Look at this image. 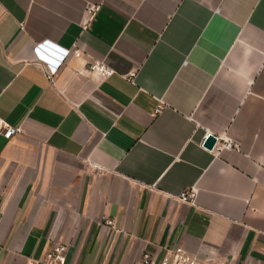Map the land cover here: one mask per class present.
Returning a JSON list of instances; mask_svg holds the SVG:
<instances>
[{"label": "crops", "instance_id": "0c3cea01", "mask_svg": "<svg viewBox=\"0 0 264 264\" xmlns=\"http://www.w3.org/2000/svg\"><path fill=\"white\" fill-rule=\"evenodd\" d=\"M0 119V264H264V0H0Z\"/></svg>", "mask_w": 264, "mask_h": 264}, {"label": "built area", "instance_id": "2783aa9c", "mask_svg": "<svg viewBox=\"0 0 264 264\" xmlns=\"http://www.w3.org/2000/svg\"><path fill=\"white\" fill-rule=\"evenodd\" d=\"M99 10L98 5H88L85 9L84 15H85V21L83 24V27L89 23L93 17L96 15V13ZM81 51L75 50L73 51V55L75 57L80 56ZM87 72L98 77L99 79H107L110 76L114 74L113 69H111L108 65H106L103 61H91L87 64ZM136 76L135 71H131L126 75H122L121 77L130 82L133 83ZM161 111V108H156L154 110V115L158 114ZM0 133L2 137L5 140H9L14 135H18L21 133L20 128H12L5 124V122L0 119ZM208 134L204 136V139L200 142V147L203 149H206L204 147V141L206 139ZM215 137V143L211 150L208 151H220L222 149L225 150H235L237 149V144L235 141L229 138H223V137ZM207 150V149H206ZM196 192L194 189L190 188L185 191H183L179 197L178 200L181 203L184 204H193L195 201ZM105 224L110 226L112 225L111 220H106ZM66 256H67V248L63 245H56L52 246L48 251L45 252L44 257L42 259L43 264H65L66 262ZM139 264H155V259L153 256H151L149 253H143L141 256V259L139 261ZM159 264H213L209 261H201L187 253L182 247H176L174 248L170 255H165Z\"/></svg>", "mask_w": 264, "mask_h": 264}, {"label": "water", "instance_id": "95a60500", "mask_svg": "<svg viewBox=\"0 0 264 264\" xmlns=\"http://www.w3.org/2000/svg\"><path fill=\"white\" fill-rule=\"evenodd\" d=\"M215 143V137L211 134H208L205 141H204V147L207 149V150H211L213 145Z\"/></svg>", "mask_w": 264, "mask_h": 264}]
</instances>
